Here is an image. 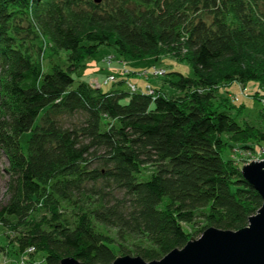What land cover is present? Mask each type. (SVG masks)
Here are the masks:
<instances>
[{
	"label": "trees",
	"instance_id": "16d2710c",
	"mask_svg": "<svg viewBox=\"0 0 264 264\" xmlns=\"http://www.w3.org/2000/svg\"><path fill=\"white\" fill-rule=\"evenodd\" d=\"M36 28L68 54L66 69L46 71L32 57ZM102 46L127 62L170 56L192 77L164 73L178 97L73 88L71 73ZM234 79L259 82L252 98L264 102V0H0V151L10 176L0 222L26 226L8 253L33 247L45 264H109L116 255L100 225L115 231L120 256L150 262L209 227H245L262 199L222 153L261 149L264 120L240 123L213 106L218 84ZM58 109L84 121H50Z\"/></svg>",
	"mask_w": 264,
	"mask_h": 264
},
{
	"label": "rangeland",
	"instance_id": "374dc122",
	"mask_svg": "<svg viewBox=\"0 0 264 264\" xmlns=\"http://www.w3.org/2000/svg\"><path fill=\"white\" fill-rule=\"evenodd\" d=\"M35 34L37 38L35 37L36 39L33 41L35 48H32L31 50L33 52L32 57L38 59L46 71H49V67L53 64H58L59 66H62L63 69H66L68 54L63 51H53L48 42L41 38L37 28L35 29ZM153 68L162 69L165 72L175 71L183 76L192 77L191 68L186 62H178L170 56L162 57L158 63H155V65L152 60L127 62L126 60H122L112 48L102 46L99 48L96 56L84 59L78 66L77 70L71 73L74 79L73 88H75L80 82H84L91 88L100 89L104 93L120 90L130 94L146 93L148 96L154 98L159 94H162L165 97L173 95L178 97L180 95L179 92L166 82L168 77H165V74L160 77L153 76ZM111 77L114 78V81L116 80L115 83L109 82L111 81ZM122 80H125V82L120 84ZM130 83L135 87V93L128 87ZM256 92L259 94L263 93L259 82H242L237 79H234L231 82L223 81L220 82L216 88V98L213 101V106H223V108L225 107L224 109L231 110V114L234 115L235 119L240 123L247 120V122L254 123L255 126L262 127L261 122L264 120V102L252 98ZM122 102H126V100H123ZM237 104L244 105L241 113H237L236 109L232 107V105L237 106ZM49 118L50 121H56L59 125L69 128L77 126L84 121V117L81 113L68 115L64 114V111L61 109L52 111L49 114ZM25 139L26 135H23L21 138V144L24 151L26 150ZM238 143H241V141ZM235 146L237 147V145ZM260 148L261 149L254 152L252 150L241 151L237 148L231 150L229 147H226L222 153V157L225 160L230 158L233 159L236 161L237 166L241 168L243 165L253 161H264V146ZM8 166L9 163L7 158L0 151V210L9 200L7 191L10 180ZM95 166L96 163L92 162L91 168H94ZM110 193H113V191ZM43 216V211H39L36 213L35 217L38 220ZM11 220L13 223H16L15 220ZM95 228L109 238L111 241L109 242V245L114 248L116 257H121L118 254L116 247L115 231L108 230L100 225H95ZM188 228L189 227H186V229ZM24 231H26V226L24 225L18 226L16 232H13L0 222V247L5 248V252L0 254V264H20L21 259H24V262L26 261L27 264H45L43 262L44 260L41 261L37 259L38 256L35 248L31 252L25 249L22 252H16L17 254L11 252L8 253V249L15 248L18 245L16 241V237L19 235L18 232L21 233ZM21 255L25 256L20 258Z\"/></svg>",
	"mask_w": 264,
	"mask_h": 264
},
{
	"label": "water",
	"instance_id": "95a60500",
	"mask_svg": "<svg viewBox=\"0 0 264 264\" xmlns=\"http://www.w3.org/2000/svg\"><path fill=\"white\" fill-rule=\"evenodd\" d=\"M240 172L262 199L261 207L248 218L245 227L236 231L209 227L199 238L173 249L160 260L146 262L140 257L121 256L109 264H264V161L245 164ZM59 264L84 263L65 257Z\"/></svg>",
	"mask_w": 264,
	"mask_h": 264
},
{
	"label": "built area",
	"instance_id": "2783aa9c",
	"mask_svg": "<svg viewBox=\"0 0 264 264\" xmlns=\"http://www.w3.org/2000/svg\"><path fill=\"white\" fill-rule=\"evenodd\" d=\"M152 72H153V76H157V77H160V76L164 75V73H165V71H163L162 69H155V68L152 69ZM148 75H150V74H148ZM113 79H114L113 77L110 78L111 81H114ZM128 87L134 93L136 92V89H135V87L133 85L129 84ZM141 94L142 95H147L146 93H141ZM33 249H34L33 247H30V248H27L26 250L31 252ZM23 256H25V255H21L20 258H23ZM20 264H27V262L26 261L24 262V259L23 260L21 259V263Z\"/></svg>",
	"mask_w": 264,
	"mask_h": 264
}]
</instances>
